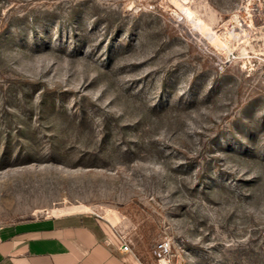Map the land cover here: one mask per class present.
I'll use <instances>...</instances> for the list:
<instances>
[{
  "label": "rangeland",
  "instance_id": "obj_1",
  "mask_svg": "<svg viewBox=\"0 0 264 264\" xmlns=\"http://www.w3.org/2000/svg\"><path fill=\"white\" fill-rule=\"evenodd\" d=\"M84 213L264 264L263 0H0V226Z\"/></svg>",
  "mask_w": 264,
  "mask_h": 264
},
{
  "label": "crops",
  "instance_id": "obj_2",
  "mask_svg": "<svg viewBox=\"0 0 264 264\" xmlns=\"http://www.w3.org/2000/svg\"><path fill=\"white\" fill-rule=\"evenodd\" d=\"M100 214L39 217L0 226V264H139Z\"/></svg>",
  "mask_w": 264,
  "mask_h": 264
},
{
  "label": "built area",
  "instance_id": "obj_3",
  "mask_svg": "<svg viewBox=\"0 0 264 264\" xmlns=\"http://www.w3.org/2000/svg\"><path fill=\"white\" fill-rule=\"evenodd\" d=\"M264 1V0H263ZM121 238L123 239V244L121 248L126 252H131L136 255L139 264H149L147 261L143 260L137 252L133 249L131 240L124 234L121 233ZM171 243L169 240L159 241L152 252L153 258L156 264H165L169 261V256L171 255ZM168 259V260H167Z\"/></svg>",
  "mask_w": 264,
  "mask_h": 264
},
{
  "label": "bare ground",
  "instance_id": "obj_4",
  "mask_svg": "<svg viewBox=\"0 0 264 264\" xmlns=\"http://www.w3.org/2000/svg\"><path fill=\"white\" fill-rule=\"evenodd\" d=\"M239 29H241V32L243 31L244 34H246V28H242V27L239 26ZM234 30H235V27H233V31H234ZM238 31H240V30H238Z\"/></svg>",
  "mask_w": 264,
  "mask_h": 264
}]
</instances>
